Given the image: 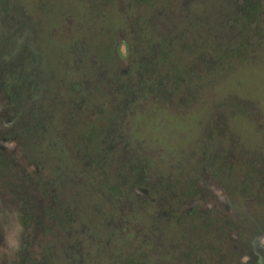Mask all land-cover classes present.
<instances>
[{
  "label": "trees",
  "instance_id": "16d2710c",
  "mask_svg": "<svg viewBox=\"0 0 264 264\" xmlns=\"http://www.w3.org/2000/svg\"><path fill=\"white\" fill-rule=\"evenodd\" d=\"M59 2L44 12L65 25L23 56L32 20L0 17L19 145L0 154L17 218L0 264H264V99L225 71L264 60V0Z\"/></svg>",
  "mask_w": 264,
  "mask_h": 264
},
{
  "label": "rangeland",
  "instance_id": "374dc122",
  "mask_svg": "<svg viewBox=\"0 0 264 264\" xmlns=\"http://www.w3.org/2000/svg\"><path fill=\"white\" fill-rule=\"evenodd\" d=\"M59 1L60 0H7V2H8L7 5L10 8H12V9L7 8L6 11H10V10H12V11L11 12H5V11H3L5 9H2L0 11V17H2V16L6 17V18L9 17L11 19V22H12L14 20V16H16V13H15L14 10L17 9L21 13H23L22 16H24L25 19L32 20V21H29L28 23L26 22V26H27L26 28L27 29L25 28V32H24L25 36H24L23 44L25 46L23 45L24 48L22 50V56L26 55L27 52L28 53L31 52L30 51L31 50L30 47H31V44L33 42L36 44V46H39L38 48L41 47V49H42L43 45L45 44L43 39L45 37H47V35H48L47 32L49 30H51L53 28V26H55V24H59V23L62 22L63 25H65V22L63 21V17H61V15H58V13L53 14L55 12H51V15L53 14V16L48 17L47 16L48 13L44 12L45 7H46V5L44 3H46V4L49 3V5L47 6V8H49V9H53V10L61 9ZM0 2H2V0H0ZM76 3H77L76 1L71 2V4H72L71 7L74 10H77L78 5H79V4H76ZM67 12H69V11H67ZM70 13H72L73 15H76V14L73 13V10L70 11ZM0 24H2V23L0 22ZM4 24H5V28L3 29V32L8 31V27H9V24H7V23H4ZM36 25H38L40 27L39 28V30H40L39 31V37L40 38L39 39H36L37 36H34L35 31L33 30V28L36 27ZM53 32H56V35L58 36L57 38H56V36L54 37L55 40L56 39H64L62 33L60 35L58 34V32H59L58 28L56 30H54ZM0 36H1V34H0ZM68 40L75 41L76 39H68ZM66 41H67V39H66ZM180 41H182V39H179V41L176 42L177 46L179 45L178 43H180ZM163 45H164V43L160 44V48L163 47ZM262 45H260V47L263 48ZM11 47H12L11 44H9V46L7 48L11 49ZM147 47H149V46H147ZM23 51H24V54H23ZM119 51H120L121 57L124 58L125 57V53H126L125 45H121ZM248 51H249V55H247L246 58H245L247 60H249L250 57H252V56H250V54H251L250 50H248ZM42 52H43L42 54L45 55V56H49V57L56 56V57H59L58 51H56L55 53L52 54L51 52H49L48 49H44V50H42ZM94 52L98 53L96 49L94 50ZM60 55H61V53H60ZM98 55H103V51H101L100 54H98ZM18 58H20V56ZM258 62H260V60ZM226 67H227L226 70H225V68H223V69L225 71H228V74L229 73H235L237 71L240 72L241 78L244 81H246V83H247L246 85L244 83V85L242 86V90H245V87H246V89H248L247 87H250L251 88L250 90L252 91V95L260 98L261 100L264 99V60L260 64L259 63L256 64V65L254 64V66H252V64L251 65H248V64L238 65V68H236L234 65H230L229 61H227L226 62ZM210 70H212V69H210ZM210 70L208 69L207 72H209ZM204 74H207V73H204ZM35 76L38 79L37 82H38L39 86L42 85L41 77H38V75H36V74H35ZM54 80L55 79L50 81V79H48V73H46V78H44V84L47 85L48 87H50V86L51 87L47 91H46V89L45 90L43 89V94L39 95L38 99H37L38 103H41V105L43 106V108L45 107V109L49 108V104H50L49 101H50V99H52L51 98V94H52L53 91H56V90L53 89V87L56 86V88H58V87L62 88L61 83L57 82V81H56V84H54L52 86V83L54 82ZM228 84H229L228 81L222 82V83L218 84V86L215 89H217V91L220 92V93H224L225 89L230 88ZM65 85H67V81H65V84H64V87H63L62 91L64 92V94H68L67 88L65 87ZM245 91H243V92H245ZM245 93L249 94L248 92H245ZM241 95H243V94L240 93V96ZM252 95H250V96H252ZM254 96H252V97H254ZM232 100H234V99H232ZM4 101H5V97L0 92V104H2ZM248 101H250V100H248ZM66 103H67V107H69L72 104L71 99L68 98L66 100ZM261 105L264 106V101H261ZM235 113H237V112H235ZM146 124L149 127H152V125H154L155 123L149 121ZM156 129L159 130L161 133L163 132L162 129H158L157 127H156ZM144 141L146 142V140H144ZM168 141H169L168 143L172 144L171 145L172 147L180 143V141H177V140H174V141L168 140ZM18 147H19V145H18V143H16V149H15L16 151L19 149ZM220 198L224 200V205L226 204L227 208H228L229 207V202H228L225 194L223 196H220ZM201 200L205 202L206 201V197L205 196L201 197ZM195 202H197V200ZM209 203H213V201H210ZM9 207L13 210V212H15V210L13 209L12 206H9ZM4 222H7V221L4 220ZM9 227L10 228L8 229V233L6 234V236H3V235L0 236V248H2V246L4 244H8L10 246L12 245L10 243L11 242L10 241V236L12 235V231L16 228V219H14V223L10 224ZM1 238H3V239H1ZM263 245H264V238H263ZM54 264H55V262H54Z\"/></svg>",
  "mask_w": 264,
  "mask_h": 264
},
{
  "label": "flooded vegetation",
  "instance_id": "af4514ba",
  "mask_svg": "<svg viewBox=\"0 0 264 264\" xmlns=\"http://www.w3.org/2000/svg\"><path fill=\"white\" fill-rule=\"evenodd\" d=\"M1 38V37H0ZM0 92L4 95V89L0 84ZM5 101L0 104V154L5 151L10 154L16 152V124H15V105H12L7 101L6 96ZM6 204V199L4 193L0 190V236H6L8 233L9 225L14 223L16 218V213ZM6 220L7 222H4ZM15 230L12 231L13 236ZM264 238V237H263ZM263 238L260 240L263 244ZM3 239V238H1ZM264 246V245H263Z\"/></svg>",
  "mask_w": 264,
  "mask_h": 264
}]
</instances>
